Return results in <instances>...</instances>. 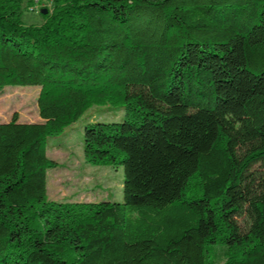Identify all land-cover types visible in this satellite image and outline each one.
Instances as JSON below:
<instances>
[{
	"label": "trees",
	"instance_id": "16d2710c",
	"mask_svg": "<svg viewBox=\"0 0 264 264\" xmlns=\"http://www.w3.org/2000/svg\"><path fill=\"white\" fill-rule=\"evenodd\" d=\"M0 0V87H40L0 122V264H264V0ZM85 162L122 200L47 198L48 137L91 106Z\"/></svg>",
	"mask_w": 264,
	"mask_h": 264
},
{
	"label": "rangeland",
	"instance_id": "374dc122",
	"mask_svg": "<svg viewBox=\"0 0 264 264\" xmlns=\"http://www.w3.org/2000/svg\"><path fill=\"white\" fill-rule=\"evenodd\" d=\"M33 9L25 8L21 18L25 24L43 22L41 8H52L51 0H35ZM40 87H0V122L10 119L13 112L20 122L41 121L37 110ZM123 108L110 104L91 106L76 122L57 135L47 138L46 155L56 162L47 169V198L57 202H96L122 200V166L92 165L85 162L82 149L83 126L92 121H120Z\"/></svg>",
	"mask_w": 264,
	"mask_h": 264
},
{
	"label": "water",
	"instance_id": "95a60500",
	"mask_svg": "<svg viewBox=\"0 0 264 264\" xmlns=\"http://www.w3.org/2000/svg\"><path fill=\"white\" fill-rule=\"evenodd\" d=\"M40 12H41L42 14H46V13L48 12V10H47L46 8H41Z\"/></svg>",
	"mask_w": 264,
	"mask_h": 264
},
{
	"label": "built area",
	"instance_id": "2783aa9c",
	"mask_svg": "<svg viewBox=\"0 0 264 264\" xmlns=\"http://www.w3.org/2000/svg\"><path fill=\"white\" fill-rule=\"evenodd\" d=\"M30 9H33V7H31Z\"/></svg>",
	"mask_w": 264,
	"mask_h": 264
}]
</instances>
